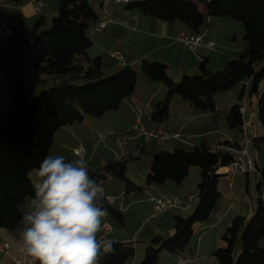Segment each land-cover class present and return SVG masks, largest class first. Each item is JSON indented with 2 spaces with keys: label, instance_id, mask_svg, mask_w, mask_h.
Returning <instances> with one entry per match:
<instances>
[{
  "label": "trees",
  "instance_id": "16d2710c",
  "mask_svg": "<svg viewBox=\"0 0 264 264\" xmlns=\"http://www.w3.org/2000/svg\"><path fill=\"white\" fill-rule=\"evenodd\" d=\"M10 1L19 3L21 0ZM199 2L203 9L199 8ZM126 7L162 21L182 22L196 33L204 23V14L230 17L240 21L244 28L245 48L239 56L229 59L222 69L211 70L207 58H203L195 75H183L179 81H174L168 75L167 65L143 60L142 72L166 87L164 99L150 112L152 119L161 121L167 117L170 101L175 95L195 108L214 111V95L249 81L252 83L250 93L257 98L255 116L264 129V0H137ZM97 21L98 15L88 0H59L57 13L48 29L41 30L44 23L41 16L34 24L32 39H29L22 24L17 23L10 27L8 42L0 48V84L3 79L12 89L19 90L11 99L9 111L0 113V230H14L18 226L22 218L21 205L35 195L30 173L37 170L48 155L56 131L81 122L85 116L100 117L116 110L135 94L137 74L130 65L105 75L101 57H87V50L92 45L87 31L95 27ZM44 61L49 75L60 81L42 88L30 99L24 90H20L25 85V66L31 62L36 67ZM246 94L247 89L243 87L237 102L225 112L229 130L241 131L244 115L240 107ZM253 141L254 147L259 148L264 144V133L255 135ZM150 156L149 171L145 176L147 186L167 182L180 184L190 168L197 166L200 169L196 186L198 203L190 214L173 216L172 235L165 237L158 233L151 237L138 264H158L161 251L182 256L189 248L195 226L208 221L221 197L216 171L230 163L232 152L199 143L189 151L161 149L150 152ZM133 159L135 157L131 155L110 159L100 168L90 170L89 175L98 183L109 176L118 178L126 192H138L143 187L135 185L125 174ZM256 172L260 175L257 205L249 219L237 214L225 227L220 237L224 245L213 251L219 264H264V248L260 245L264 238V168L257 167ZM249 176L246 173L247 180ZM104 207L119 224H123V213L106 198ZM240 236L242 248L235 257ZM110 241L114 242L116 251L101 259L100 264H125L134 256L133 242ZM35 263L39 264L38 261Z\"/></svg>",
  "mask_w": 264,
  "mask_h": 264
},
{
  "label": "crops",
  "instance_id": "0c3cea01",
  "mask_svg": "<svg viewBox=\"0 0 264 264\" xmlns=\"http://www.w3.org/2000/svg\"><path fill=\"white\" fill-rule=\"evenodd\" d=\"M103 1L104 0H92V1L88 0V2L92 5V7L94 8V10L98 15V21L102 20L103 9L107 10V12L111 17V21L102 30H96L95 27H93V29L90 32V36L89 35L88 36L92 40V45L96 48V50L113 49L114 51L120 52L121 55L123 56V61H119L115 57L111 56V53H113L114 51L111 52L110 57L114 59L115 62H113L112 65H107V63L105 64L103 62L102 56L96 55L101 57L102 70L105 67L108 73L112 71H116L124 65H130L135 70L137 74V79H139L138 71L136 68L137 67L139 68V64H141L143 60L160 61L165 65H167L169 77L171 79H175L179 76L187 75V72H189V70L192 72H196L195 68H198L203 58H207V66L211 70L215 68L212 65L213 60L216 61V64L214 66H216L217 68L218 67L223 68V66L229 59L236 58L237 56H239V54L243 51L246 45V42L244 40V42L240 43V45H236L234 48V45L237 43L236 40H238L237 35H234V40L236 43L231 45L228 39L223 38V36L219 34V31L217 30L219 27H230L231 25H235L234 23L236 22V20L229 17H215L204 14V22L207 21V25H202L199 28L198 32L196 33L182 22L162 21L159 19L145 16L136 9H128L126 6H124V9L122 7L121 8L112 7V6L108 7V5L106 7H103L102 5ZM38 2L43 3V6L39 10L37 9ZM58 2L59 0H21L19 3H14L10 0H0V21H4L8 27H12L17 23H21L27 37L29 39H32L33 27L35 22L41 16L44 18V20H45V15L51 14L53 16L57 12ZM97 4H99L98 7ZM28 32L29 33L31 32V36H28L29 35ZM95 32L97 34L95 35V37H93V33ZM180 32H184L189 35H201L205 39L214 41V47L211 49H202L197 52H194L176 39L177 34H179ZM8 35L9 34H0V48L4 47L7 44ZM231 35L233 36V33H231ZM87 57L90 58L88 51H87ZM120 62H122V64H119ZM140 72H142L141 65H140ZM144 81H148V80H144ZM147 83L152 88L150 90L149 97L147 99L141 97L140 92L135 88V94L132 97L124 100V102L119 106L118 109L106 112L102 116L97 117L98 120H94L92 118H88V116H85L81 122H76L71 126L68 127L64 126L58 129L53 137V141L49 149L48 155L51 156L62 155L64 156L66 162H71V160L81 158L80 156L74 153L75 149L81 147L84 150V154L82 158L87 160L89 171L96 170L100 168L106 161L113 158H119L123 155H131L132 157L138 158L139 157L138 153L144 152L146 147H141V144L138 141L143 137L133 138L132 125L136 120H138L139 124L145 128H158L164 132L176 133L186 138L185 140L171 139L173 149L181 148L180 147L182 146L181 144H187L188 147L192 146L193 148L195 145H198L199 143L215 146V144L218 141H223L226 136H231L234 139V141L237 143V145L240 144L241 142L240 132L229 130L227 125H226L227 127L226 129L228 130H223L224 128L220 124H218L217 126L209 127L207 129V132L205 133L193 130L192 126L195 125L196 119L200 117L202 118L211 117L213 115V111L208 113L206 112V110L200 109L202 112H196V110L193 109L191 104H171L172 101L177 103L179 101L178 97L182 99L180 96L177 95L172 97L168 107L167 117L164 118L163 120L157 121L152 119L150 113H143L139 115L135 109L136 104H142V105L147 104L150 106L151 111H153L154 107L151 106L149 101L157 98L159 94L160 96H163L166 91L162 84H152L151 82H147ZM248 83L249 81H245L244 88L248 89L249 87ZM236 90L237 91L233 92L234 95L233 100H235V96L237 98L236 94L240 90V88H237ZM5 91L7 93L3 94L5 98L1 97L0 107L4 103H6L9 99H12L14 94L19 90H13L9 88ZM162 100L160 99L158 102ZM227 105L230 106L229 104ZM242 105H244L246 108L244 114V116L246 117L247 107L245 104H243V102ZM228 106L224 111V116H223L224 120H225V112L229 108ZM4 112L5 111H3V113ZM107 113H109L108 116L110 117V119L102 120V117L107 115ZM145 115H147L149 117L147 118L152 122H149L148 119L145 118L146 117ZM159 123H161V125L157 126L156 124ZM99 127L102 128L105 127L109 131L117 129L116 130L117 135L121 133L120 136H122V138L120 137V139L122 144L125 138L128 139L126 143L123 144L125 145L126 149L122 148L119 152H117L112 147H109L107 145L106 148L105 147L102 148L103 156L99 157L100 155L99 154L98 155L99 158H96L95 151L92 152V150L90 149L91 144H93L95 140V137H97V139L100 140L99 135L104 134L105 138L101 141L105 142V140L107 141L109 139L108 134L106 135L100 130H97L99 129ZM111 127H114V129H112ZM213 133H214L213 137H211L207 142H204L205 140L203 139V136L205 134L212 135ZM235 133H237L238 136L237 138L235 137ZM129 143H131L130 145L135 144V146L134 145L128 146ZM147 149H149L148 150L149 153L160 150L151 147ZM111 154H113V157H111L112 156ZM254 161L256 163V167L260 168L259 162L257 161L256 158ZM128 178L135 185L141 186L143 188L138 192H133V191L126 192L123 182L120 183L115 180V177H111V176L99 182V184L104 188V193H103L104 198H106L108 201L118 200L117 209H119L123 213L122 227H124V223L127 222V219L129 218L130 214L133 213L138 214L137 212L140 211L141 204H143V202H140L141 199L140 200L138 199L139 195L141 196V194H143L145 195L144 197L148 198V200L144 202L146 205L147 202L148 203L152 202V198H157L155 196L161 194L164 188L172 187L171 184H167V186H165L166 183L163 184L161 187L157 186V184L147 186L145 185V177L144 180L140 179V177H134V176H129ZM31 179L34 183L38 182L36 170L31 172ZM230 185H231V181H230ZM232 190L233 187L230 188L231 195H232ZM33 198H27L24 201V203L21 205L20 209L22 212V218L18 226L14 230H3V229L0 230V242L7 240L11 244V247L9 248L7 254L0 252V264H13L12 256L19 258L22 254L23 249L20 240V234L25 227V224L23 222V216L26 213L33 210L31 203ZM218 201L214 209L212 210L211 216L207 221L209 222L210 226H213V228L207 232H203L200 234V232L198 231L199 228L195 226L194 236H197V239L192 244V246H189L188 248L190 251V258L194 259L197 256L201 261H204L205 259V262H203V264H214V260H212V258L210 260L209 257L213 255V251L220 244L219 243L220 235L222 234V230H224L222 229V225L223 228H225L228 224H230L232 218L235 215H237L232 212L233 204L230 203L229 205H227V207L224 206L221 207L219 205L217 206ZM113 202L111 204L114 206ZM263 202H264V194H263ZM133 206L135 207L134 208L135 210L132 209ZM186 208H188V206H186L184 209ZM148 212L150 214V218H153L151 215L152 208L149 209ZM142 214L138 215V218L144 221L147 219L148 215L144 214V220H143V218L141 217ZM252 214L253 212H251V214L247 218L249 219L252 216ZM174 215L175 214L172 215V220ZM111 217L112 216L108 214L106 217L102 218V226L103 224H108L110 230L105 231L101 227V232H100V234L103 237L107 238L108 240L133 242V239H131L130 234L132 235V238H136V236L140 233V231L143 230V226L141 228V224L139 225L137 224L136 227H134V230L131 231V233L128 232L129 235L125 233L122 234L121 232L122 228L119 229L117 227L114 228L113 225L110 223ZM149 221L150 220H147L146 223H148ZM151 229H152L151 234L153 235L158 233L162 234L163 227L158 222ZM167 230H169L168 232H171L173 230V225H170V221H169V225L167 226Z\"/></svg>",
  "mask_w": 264,
  "mask_h": 264
},
{
  "label": "rangeland",
  "instance_id": "374dc122",
  "mask_svg": "<svg viewBox=\"0 0 264 264\" xmlns=\"http://www.w3.org/2000/svg\"><path fill=\"white\" fill-rule=\"evenodd\" d=\"M90 1H92V0H90ZM133 1H137V0H127V2H119V3L115 2L114 0H110V2L108 3V7L109 6L110 7L111 6L112 7H118V8L122 7L124 9V6H127L128 3L133 2ZM98 6H99V4H97V7ZM199 8L203 9V4L201 2H199ZM53 16L51 14L45 15V20H44V23L42 24L41 30L48 29V27L51 25V20H52ZM229 20H232V19H229ZM236 22L234 23L235 25H231L230 27H219L217 29L219 31V34H221L223 36V38L228 39L229 43L231 45L237 42L234 45V48L236 45H240V43L244 42L243 25L240 21H236ZM203 25H207V21L204 22ZM92 29L93 28H90L87 31V34L89 36H90V32ZM231 33H233V36L231 35ZM28 34H29L28 36H31V32L30 33L28 32ZM96 34H97L96 32L93 33V37H95ZM234 35L238 36V40H236V42L234 40ZM8 37H9V35L7 36V41H8ZM87 51H88V54L90 55V59L97 57L96 55H99V56H102L103 62L105 64L107 63V65H112V63L115 62L114 59H112L110 57V53L114 51L113 49L96 50V48L93 45H91ZM123 51H124V49H123ZM119 64H122V62H120ZM215 64H216V61L213 60L212 65H213V67H215V68H213L214 71L218 70V69H222V67L217 68L216 66H214ZM140 65L141 64H139V68L136 66L139 79H137V84H136L135 88L140 92L141 97H144V99H147L149 97V93H150V90L152 88L150 85H148L147 82H151L152 84H162L164 89L166 90V87L163 83H161L160 81H153V80L149 79L143 72H140ZM195 69H196V71L198 70V68H195ZM102 72L105 75L108 73V71L105 67L102 70ZM192 75H195V72H192L189 70V72H187V76H192ZM23 76H24V80H25V85L20 90H24L27 97L30 99L35 97L40 92V90L42 88H47V87H49V86L60 81V78L49 75L48 65H47L46 61L42 62L40 65H38L36 67H34L31 62L27 63L25 66V69H24V75ZM181 77L182 76H179L173 80L179 81L181 79ZM144 80H148V81H144ZM248 84H249V87L247 89L246 98L243 100V103L247 107L246 119L249 120V116H250L251 112L253 111L254 113H256L257 98L255 95H252L250 93L252 83H248ZM244 85H245V81L238 83L237 85L231 87L228 90H225L223 92H220V93H217L216 95H214V103H215L216 109H215V111H213V115L211 117H206V118L200 117V118L196 119L195 125L192 126V129L195 131H200V132L205 133V132H207V129L209 127L217 126L218 124H220L224 128L223 130H228V129H226L227 127L225 124V120L223 118L224 111H225L226 107L228 106L227 104H229L231 106L237 102L236 96H235V100H233V97H234L233 92L237 91L236 90L237 88H240V90L236 94L238 97V94L241 91V89L244 87ZM9 88H11L9 83H7L3 79H1L0 101H1V97L5 98V96L3 94H6L7 92L5 90H7ZM13 90H17V89H13ZM164 95L160 96V94H159L157 98L150 100L149 102H150L151 106L154 107L160 99L162 100L164 98ZM178 100L179 101L177 103L172 101L171 104H190L185 99H180L178 97ZM180 102H182V103H180ZM218 105H220V106H218ZM230 106H228V107H230ZM10 107H11V99H9L6 103L1 105L0 113L3 111H5L4 113H7L9 111ZM193 109L196 110V112H202L198 108L193 107ZM206 112L210 113L211 111L206 110ZM108 114L109 113H107V115L102 117V120H109L110 117L108 116ZM145 116H146L145 118L148 117L147 115H145ZM88 118L98 120L97 117L90 116V115L88 116ZM148 121L152 122L149 119H148ZM252 122H253V126H254L256 134L258 136L263 135L264 129L261 126V124L258 122L256 116H254ZM156 125L160 126L161 123L156 124ZM224 125H225V127H224ZM111 128L114 129V127H111ZM97 130H100L101 132L105 133L106 135L108 134L109 139L107 141L105 140V142H103L101 140H98L97 137H95V140H94L93 144H91L90 149L92 150V152L95 151L96 158L103 156V154H102L103 149L102 148H104V147L106 148L107 145L109 147H112L117 152H119L122 148L126 149L125 145L122 144L121 139H120V137L122 138V136H120L121 133L118 135L116 133L117 129L109 131L105 127L104 128L99 127V129H97ZM235 132H237V131H235ZM213 135H214V133L212 135L205 134L203 136V139L205 140L204 142H207L211 137H213ZM235 137L236 138L238 137L237 133H235ZM138 141L141 144V147H146V149L144 152L138 153V155H139L138 158H135L128 163L125 174L127 177H129V176L140 177V179L144 180L146 173L149 171V165H150V159H151L150 153L148 152L149 149H147V148L151 147V148H157L160 150L161 149L173 150V145L171 143V140L170 141L168 140L164 143H159V142H156V140L154 141V140L150 139L149 141H146L145 139L141 138ZM130 144L131 143H129L128 146H133V145L135 146V144H133V145H130ZM181 145H182V146H180L181 148L186 149L188 151L193 149L192 146L188 147L187 144H181ZM98 155H99V157H98ZM111 155H112L111 157H113V154H111ZM250 156L254 160H255V158L257 159V161L259 162L260 169L264 168V144H261L259 148L252 147V151L250 152ZM69 160H70V157H69ZM71 161H73V160H71ZM30 177H31V173H30ZM199 178H200V169L197 166H192L189 170L188 175L185 177V179L180 184H175V183H170V182L166 183L165 186H167V184H171L172 187L164 188L163 191L161 192V194H158L155 197H160V196H164L167 194L168 195H174L180 199L182 206L179 208L171 209L170 211L163 213L160 217L150 218V214L148 211H149V209H151L153 207V202H149V203L147 202L145 205L144 202H146V200H148V198L144 197L145 195H143V194H141V196L140 195L138 196V199L139 200L141 199L140 202H143V204H141L140 211L137 212L138 214H135V213L130 214L129 213L130 214L129 218L127 219V222L124 223V227H122V225L119 224L115 218L111 217L110 223L113 225L114 228H116V227L118 229L122 228L121 229L122 234L125 233V234L129 235L128 232L131 233V231L134 230V227H136L137 224L138 225L141 224V228L143 226V230L140 231V233L136 236V238H132V235L130 234V237H131V239H133V244L135 246V254L132 258L128 259L125 262V264H138L143 259L144 249H145L146 245L148 244L149 240L151 239V237L153 236V234H151V230H152L151 228L154 227L158 222L163 227L162 235L165 237H168V236L172 235V233H173V230L171 232H168L169 230H167V226L169 225V221H170V225H173L172 215L173 214H179V215L186 216L194 210L196 204L198 203L196 186H197V183L199 181ZM115 180L120 182V183L122 182L121 180L116 179V178H115ZM259 180H260V175H259V172H256V171L250 174V177L248 180L246 178V174H244L242 172H235L232 175H230V174L220 175L218 177L217 190L221 193V197L218 201L217 206L219 205L221 207L222 206L227 207V205H229L231 203V204H233V208H232L233 213H235V214L240 213L241 215L248 217L251 214V212H253V209L257 205V201H258L257 184H258ZM230 181H231V185H230ZM162 185L163 184H157V186H160V187ZM232 187H233V190H232V195H231L230 188H232ZM109 202L110 203L113 202L114 206L116 208H118L117 207L118 200H109ZM186 206H188V208L184 209ZM134 208L135 207L133 206L132 209L135 210ZM142 213L148 215L146 220H144V214H142ZM140 214H142L141 217L143 218L144 221H142V220H140V218H138V215H140ZM147 220H150V221L148 223H146ZM196 227L199 228L198 231L200 232V234L203 232H207L213 228V226L209 225V222H206L205 224H202V225L198 224V225H196ZM222 229H225V228H223V225H222ZM223 231L224 230H222V233H223ZM221 235H220V237H221ZM124 237H126V236H124ZM196 239H197V236H194L193 239L191 240L190 246H192V244L195 242ZM219 241H220L219 242L220 244L217 247L223 246L224 242L221 239ZM263 242H264V238L260 241V245L262 247H264ZM205 246H206V243H205ZM241 248H242V243H241V236H240L236 250H235V257H237L240 254ZM182 257L186 260L184 264H203V262H205V259H204V261H201V260H199V258L197 256L194 259H191L190 258V251L188 248L182 253ZM209 258H210V260H211V258H212V260H214V264H219L217 259L214 257V255H211V257H209ZM209 258H208V260H209ZM177 259H178V257L174 253L163 250L159 254V263L158 264H178Z\"/></svg>",
  "mask_w": 264,
  "mask_h": 264
},
{
  "label": "clouds",
  "instance_id": "9594fccd",
  "mask_svg": "<svg viewBox=\"0 0 264 264\" xmlns=\"http://www.w3.org/2000/svg\"><path fill=\"white\" fill-rule=\"evenodd\" d=\"M36 175L33 210L23 216L20 234L28 264H100L114 254V242L98 235L108 211L87 160L48 155Z\"/></svg>",
  "mask_w": 264,
  "mask_h": 264
},
{
  "label": "built area",
  "instance_id": "2783aa9c",
  "mask_svg": "<svg viewBox=\"0 0 264 264\" xmlns=\"http://www.w3.org/2000/svg\"><path fill=\"white\" fill-rule=\"evenodd\" d=\"M115 2H127V0H114ZM110 0H105L102 5L106 7ZM43 6L42 2L37 3V9L39 10ZM111 21V17L106 9H103L102 20L97 21L95 24L96 30L104 29L107 24ZM10 27L4 21H0V34H10ZM176 39L188 47L190 50L197 52L202 49H211L214 47V41L205 39L201 35H189L184 32L177 34ZM111 56L115 57L119 61H123V56L120 52L114 51L111 53ZM244 104V103H243ZM135 109L139 115L143 113H150L151 108L147 104H136ZM245 106L240 107V111L245 114ZM254 112L252 111L249 120L244 116V122L241 127V142L239 145L234 144V139L231 136H226L224 141L226 143H217L215 145L216 150L230 151L232 152V159L230 163L226 166L220 167L216 173L217 174H230L232 175L235 172H242L244 174H251L256 171V163L254 159L250 156L252 147H254V137L256 135L254 126H253ZM133 138L143 137L146 140H156L159 143H164L171 139H180L185 140L183 136H180L176 133L164 132L158 128H145L139 125V121L136 120L132 125ZM105 138L104 134L99 135V139L103 140ZM128 139L123 140V144L126 143ZM234 144V145H233ZM74 153L80 157L83 156V148H77L74 150ZM153 207H152V217H158L161 214L175 208L182 206L180 199L174 195H164L157 198H152ZM103 230L108 231L110 227L108 224H103ZM11 244L9 241L0 242V252L7 254ZM30 259V258H29ZM13 264H28V260L25 259L24 252H22L19 258L12 256ZM178 264H184L185 259L181 256H178Z\"/></svg>",
  "mask_w": 264,
  "mask_h": 264
},
{
  "label": "water",
  "instance_id": "95a60500",
  "mask_svg": "<svg viewBox=\"0 0 264 264\" xmlns=\"http://www.w3.org/2000/svg\"><path fill=\"white\" fill-rule=\"evenodd\" d=\"M218 175H222V174H218Z\"/></svg>",
  "mask_w": 264,
  "mask_h": 264
}]
</instances>
